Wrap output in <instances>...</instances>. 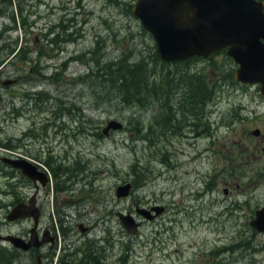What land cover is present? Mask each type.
I'll return each mask as SVG.
<instances>
[{
	"label": "rangeland",
	"instance_id": "rangeland-1",
	"mask_svg": "<svg viewBox=\"0 0 264 264\" xmlns=\"http://www.w3.org/2000/svg\"><path fill=\"white\" fill-rule=\"evenodd\" d=\"M10 2L0 21V74L1 80L16 79L18 84L8 89L12 96L0 85V118L12 111L20 118L8 121L6 129L0 120L4 128L0 140L6 138L4 133L19 137L16 154L51 156L50 169L62 166L53 175L64 191L55 193L53 180L44 188L38 226L40 235L55 238L51 259L58 254L64 255L62 264L83 260L78 248L92 255L93 246V251L98 250L93 258L102 264H264V234L254 232L248 223L255 210L264 206L263 147L250 136L255 128L264 135V106L255 109L256 89H236L231 95L212 96L205 106L202 102L200 124L205 134L195 145L174 137L168 140L162 133L168 134L180 122L182 127L191 124L190 113L197 111L198 106L188 103L176 107L187 90L183 83L174 89L172 100L163 91L165 96L126 105L116 89L104 82L107 68L119 64L125 70L143 62L148 80L156 83L162 75L168 77V70L187 74L184 65L155 60L159 57L151 35L131 13L136 0ZM18 4L35 13H19ZM48 5L68 11H61L54 23L71 18L75 41L60 54L40 49V58L38 49L30 45L36 30L28 34L27 23L37 28L46 24ZM43 11L47 17L39 20L37 15ZM23 20L26 26L22 27ZM209 59L205 65H217L219 76L226 77L229 58L216 54ZM191 67L202 68L203 63ZM201 79L207 86L211 76L206 72ZM168 100L172 110L176 108L171 116ZM110 121L122 127L103 135ZM42 159L34 163L50 174ZM66 174L71 178L66 179ZM21 179L19 173L0 174L1 236L25 235L32 226L30 220L5 221L12 202L33 192L32 186L16 184ZM125 183L132 185L131 192L116 199L115 188ZM224 183L231 193L227 196L222 194ZM70 199L72 205L58 204ZM155 205L164 211L154 221H141L134 213L136 207ZM117 212L129 213L140 222L134 236L125 234ZM79 227L88 230L81 233ZM9 247L0 242V251L8 258L15 253ZM17 254L20 264H33L34 255L29 259Z\"/></svg>",
	"mask_w": 264,
	"mask_h": 264
},
{
	"label": "flooded vegetation",
	"instance_id": "flooded-vegetation-1",
	"mask_svg": "<svg viewBox=\"0 0 264 264\" xmlns=\"http://www.w3.org/2000/svg\"><path fill=\"white\" fill-rule=\"evenodd\" d=\"M17 1H20V0H17ZM44 1L46 3L50 2V0H44ZM37 2L39 4L41 0H37ZM10 4H11L10 0H0V21L3 18V16L6 15V12L8 8L10 7ZM48 6L49 7H44L47 15L49 16L47 18V21L45 22L46 24L41 25L37 28L35 24L27 23V32H29L28 34L31 33L30 31L36 30V36L32 39L33 41H31L30 45H32L33 49H38L37 55H39L40 58L43 56L40 53V49L42 51H47L46 52L47 54L48 52L49 53L51 52L52 54L54 52L60 54L62 51L66 50L67 47L72 42L75 41L74 34H72L71 32V27L73 26V22L71 18H66L63 22L59 21L58 23H54V21L59 19L58 15L61 13V11H64L67 13L68 11L62 9L58 5L56 7H52L50 5ZM233 7H235L236 11L239 12L242 15V17L244 16L243 17L244 19H250L252 24H254V26L252 27H248V28L240 27L236 29L237 33L240 32V33H243V35L240 37H234V40H233L234 45L245 47L247 46L248 42H251V44H254L256 46L264 45V38L262 36H259V34L264 32V27L262 26L263 25L262 24L263 15H264V0H236V2L233 4ZM23 11L27 12L28 14L35 13V9L31 11L28 7L18 4V12L21 13ZM45 11L41 12L40 16L37 15L39 20L42 19L41 17H47ZM10 19L13 21L12 16L10 17ZM23 26H26V22L24 20L22 22V27ZM247 34H253V36L249 38L248 36H246ZM60 44H63L62 46L64 47L66 46V48L61 49L59 47ZM219 54H223L226 56L225 50L217 53V55ZM67 61H69V58L67 59ZM210 61H211L210 59L205 60V59L194 57L187 61L171 63L173 65H184L185 66L184 70L187 72V74L185 75L182 71L178 72V71L168 70V98L172 100V97H173L172 95L176 93L174 89H176L179 84L183 83L187 90H185V92L182 93L181 99L176 103V107L178 106L179 103H186V104L188 103L189 105L198 106V107H196L197 111H193L192 113H190L192 117V119L190 120L191 124H188L182 127V123L180 122L179 127L173 126V129L168 130V140L174 137L177 140H186L188 143L191 142V146L195 145L197 141L199 140V138L205 134L204 127L200 124V116H201L200 108L202 107V105L200 104L203 101V105L205 106V104H207L212 99V96L216 94L231 95L236 89H240V90L241 89H248V90L256 89L257 91L256 94H257L259 103L256 104L255 102H253L255 103V109L258 104L264 106V96H262L259 92V84H254V85L242 84L240 82H237L234 79V72L236 71L238 66L233 62L232 59L229 58V62L231 65H229L228 69L225 70L228 74L224 78L219 76L220 72H219V69L217 68V65L211 68L205 65V63H209ZM195 63H203V67L202 68L195 67V69H193V67L190 68V66H192ZM206 72L211 76V79L207 83V86H206V83L204 84L201 81L203 80L201 78L205 76ZM169 74H171L172 78H169ZM1 76L2 74H0V85L3 87V89L5 90L7 89V91L5 92L6 94H9L10 96H12L11 92L8 93V89L16 86L18 84V80L7 79L3 81L1 80ZM182 76L188 79L185 80ZM49 84H52V82H50ZM205 86L207 90L205 89ZM169 89H172V90H169ZM36 95H41V94H36ZM205 97H208L207 101L205 100ZM182 99H184L186 102H184ZM171 100H168V111L170 113V116H171V113L176 112L175 111L176 108L175 110H172ZM252 100L253 98L250 99V102H252ZM0 102H1V97H0ZM242 108L243 106H239L238 107L239 111H242ZM14 115L16 117H14ZM256 115L258 116L259 114L255 113L254 116ZM13 118L15 120L20 118V113H14L12 111L11 113H6L4 116H1L0 120H4L5 129H6V123L8 121L13 120ZM172 120H173V116H172ZM237 120L242 121L243 118H237ZM3 129L4 128L0 123V131H3ZM14 130L17 131L21 129L14 127ZM254 131L256 134L255 133L253 134ZM4 135L6 138L3 140H0V166L2 167L0 168V174L19 173L22 176V174L18 170H15L11 167L9 162L25 160V161H28L30 164L34 165L39 172L43 173V175L45 176V180H44V183L42 184L38 181H33L32 179L22 176L23 180L21 179L20 181L16 182V184L19 186L24 185V184L25 186H32L33 192L24 198L16 199L14 202H12L11 205H13L14 207L18 204H22L26 208H32L35 211L36 217H24L21 219V220H30L32 222V226L28 230L27 234L25 235L6 234L4 236L0 235V237H3V238L8 237V236L16 237L20 239L24 244L33 242L32 244L34 245L38 244V246L35 247L34 245H32L27 250L22 251L20 249L14 248L7 241H3L2 239H0V242L5 243L6 245H9L10 246L9 248L10 249L12 248V250L10 251L17 252V253L18 252L23 253L29 256V259L31 258L32 255H34L33 264H51L52 262H53L52 264H62L64 260V255L59 257V255L57 254L54 260L51 259V255L54 251V248L56 247L55 238L50 236L48 233L40 235L41 230L40 231L38 230L39 229L38 226L43 218V214L41 210V203L43 204L45 202L44 188L45 187L47 188V186L51 184L52 180L55 182V178L53 174H58V173H51L49 171L50 174H48L44 172L39 167L38 164L34 163L35 161H37L38 163H41L38 157H30L25 154L23 156H20L16 154L15 153L16 146L14 145L17 144L16 142H18L20 138L19 137L12 138L11 135L8 136L5 133ZM250 136L252 138H255L256 142L257 140L259 141V143L261 142L262 147H264V135L258 129L256 128L253 129L250 132ZM29 139L30 138H27V140ZM43 163L45 166L46 164H49V162H43ZM66 175L67 176L65 178L69 179L68 177L70 174H66ZM52 189L55 193H62L64 191L63 187H57L56 182ZM222 194L224 196L231 194L227 184L225 183H224V188L222 189ZM58 204L62 206H65V204L72 205L73 201L70 199V201L66 200V202L64 203L62 200H59ZM50 205H51V212L54 213V205L52 203ZM252 218L249 220V222L252 220ZM5 221L9 224L12 223L6 220V215H5ZM15 221L17 222L18 220H15ZM79 230L81 231V233H84L88 229L79 227ZM32 234L34 235L33 241L30 239ZM41 251H43L44 253H42ZM36 254H39V256L43 258V260L36 258ZM42 254L44 255L42 256ZM83 259L85 260L84 257ZM84 260H80V259L73 260L75 263L73 261H70L66 264H86L87 262ZM89 264H94V263L91 261ZM97 264H102V260L98 261Z\"/></svg>",
	"mask_w": 264,
	"mask_h": 264
},
{
	"label": "water",
	"instance_id": "water-1",
	"mask_svg": "<svg viewBox=\"0 0 264 264\" xmlns=\"http://www.w3.org/2000/svg\"><path fill=\"white\" fill-rule=\"evenodd\" d=\"M235 2L236 0H136L131 13L152 36L161 62L174 63L194 57L206 60L225 50L226 57L232 59L238 66L234 72V79L242 84H259V92L264 96V45L256 46L251 42L245 47L234 45V37L243 35L236 32L237 28L254 26L250 19H244V16L236 11L233 7ZM262 24L264 27V15ZM246 36L250 38L253 34ZM259 36L264 38V32ZM121 127V124L110 121L103 128L102 134L118 131ZM262 152L264 153V147ZM9 164L23 176L44 183L43 173L37 171L36 167L27 161L19 160ZM131 189L129 183L117 186L114 196L116 199L126 198ZM163 210L161 206L149 209L137 207L134 213L144 221L150 222L161 215ZM24 217H36L35 211L18 204L11 209L6 220L12 222ZM115 217L125 234L134 236L138 232L140 224L129 213L117 212ZM249 227L258 234H264V207L254 212ZM0 239L22 251L34 245L33 242L24 244L16 237ZM30 239L34 240L33 234ZM34 246L37 247L38 244Z\"/></svg>",
	"mask_w": 264,
	"mask_h": 264
},
{
	"label": "trees",
	"instance_id": "trees-1",
	"mask_svg": "<svg viewBox=\"0 0 264 264\" xmlns=\"http://www.w3.org/2000/svg\"><path fill=\"white\" fill-rule=\"evenodd\" d=\"M155 60L158 61L159 59L157 58ZM142 65L143 62L130 65V67H126L124 70L123 64H119L118 66L116 65L117 67H108L106 70V78L104 79V82L106 81L105 84H107L108 86L110 84L111 87L115 88L121 97V101L126 105H129L132 102L140 103L147 98H158L159 96H163L165 94L163 91H168V77L166 76V74L162 75L158 83L154 81L150 82L148 80L149 73L145 69L142 70ZM95 77L99 76L95 74ZM55 82L58 84L56 80ZM207 98L208 97H205V100ZM68 112L70 111L68 110ZM162 135L168 134L162 133ZM39 159H42V156ZM42 160L43 162H49L52 160V157L48 156L47 158H43ZM46 167L49 168V164H46ZM60 168H62V166L56 165L51 167V169L49 168V170L51 173H56ZM130 169L132 174H137L136 167L133 166ZM91 248V253H93L92 255L89 254L87 250H85V252L80 251V248H78V253H81L82 257L86 256V258L84 257V261L87 262L86 264H89L91 261L94 264H97L95 259L93 258V255L95 253H98V250L93 251V246ZM14 254L15 257L9 256L10 258H8V256H5L0 251V264H20L19 255L17 254V252H15ZM70 261L71 259L68 262Z\"/></svg>",
	"mask_w": 264,
	"mask_h": 264
},
{
	"label": "bare ground",
	"instance_id": "bare-ground-1",
	"mask_svg": "<svg viewBox=\"0 0 264 264\" xmlns=\"http://www.w3.org/2000/svg\"><path fill=\"white\" fill-rule=\"evenodd\" d=\"M69 27H70V26H69ZM93 60H94V59H93ZM55 85H57V84H55ZM55 85H54V86H55ZM157 93H158V92H157ZM164 95H165V94H164ZM172 96H173V95H172ZM41 101H42V100H41ZM206 101H207V99H206ZM202 102H203V101H202ZM209 102H210V101H209ZM208 104H209V103H208ZM205 105H206V104H205ZM87 123H88V122H87ZM66 176H67V175H66ZM55 177H56V176H55ZM70 178H71V177H70ZM70 178H69V179H70ZM4 251H5V250H4ZM89 251H90V250H89ZM12 252H13V251H12ZM10 253H11V251H10ZM10 253H9V254H10ZM14 255H15V254H14ZM14 255H13V256H14ZM83 255H85V254H83ZM84 257L86 258V256H84ZM91 257H92V256H91ZM38 259L41 260V257L38 256ZM83 260H84V259H83ZM99 260H100V259H99ZM72 261H73V260H72ZM99 263H100V262H99Z\"/></svg>",
	"mask_w": 264,
	"mask_h": 264
}]
</instances>
